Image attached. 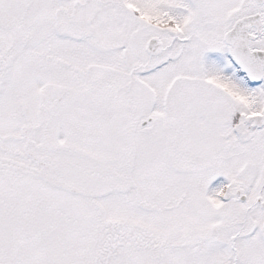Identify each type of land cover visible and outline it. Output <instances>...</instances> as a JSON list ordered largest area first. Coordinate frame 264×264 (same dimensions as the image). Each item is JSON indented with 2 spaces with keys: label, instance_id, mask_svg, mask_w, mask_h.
Wrapping results in <instances>:
<instances>
[{
  "label": "snow or ice",
  "instance_id": "snow-or-ice-1",
  "mask_svg": "<svg viewBox=\"0 0 264 264\" xmlns=\"http://www.w3.org/2000/svg\"><path fill=\"white\" fill-rule=\"evenodd\" d=\"M0 264H264V0H0Z\"/></svg>",
  "mask_w": 264,
  "mask_h": 264
}]
</instances>
